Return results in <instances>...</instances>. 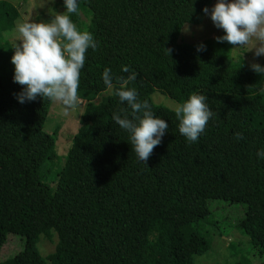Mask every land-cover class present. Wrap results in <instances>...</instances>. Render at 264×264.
Masks as SVG:
<instances>
[{"label": "trees", "instance_id": "trees-1", "mask_svg": "<svg viewBox=\"0 0 264 264\" xmlns=\"http://www.w3.org/2000/svg\"><path fill=\"white\" fill-rule=\"evenodd\" d=\"M77 2L71 19L98 47L88 49L80 73L79 96L87 102L81 125L56 166L48 163L55 138L35 141L53 102L18 101L23 87L14 82L0 29V264L10 234L25 246L7 263L194 264L210 248L205 229L214 199L247 205L236 225L264 255V158L257 155L264 151V74L215 37L180 41L184 25L202 23L212 0ZM7 16L20 12L0 0V19ZM201 44L206 50L197 51ZM106 68L116 87L134 72L128 87L168 123L146 164L112 119L121 109L131 118V109L106 87ZM156 89L178 102L193 93L207 97L214 115L196 142L179 133L169 107L153 101ZM54 233L55 249L44 256L40 236Z\"/></svg>", "mask_w": 264, "mask_h": 264}, {"label": "clouds", "instance_id": "clouds-1", "mask_svg": "<svg viewBox=\"0 0 264 264\" xmlns=\"http://www.w3.org/2000/svg\"><path fill=\"white\" fill-rule=\"evenodd\" d=\"M64 8L63 12L55 11L47 21H17L11 63L14 65V82L23 87L17 95L20 103L34 101L39 96L58 103L68 113L79 106L81 69L88 49L95 51L98 42L91 32L80 30L71 19L70 14L78 11L77 0H64ZM203 12L210 15L214 26L224 32L215 37L218 43L227 42L232 45L231 50L246 48V52L254 51L256 57L264 56V0H217L211 10L205 7ZM204 50L203 44L197 47V51ZM170 52L171 49H166L168 55ZM250 67L255 73L264 74V66L259 63H252ZM123 71L127 73L129 68L125 66ZM102 78L120 102H126L130 107L131 118L121 109L112 119L129 133L138 159L146 164L161 143L168 123L155 116L147 102H139L137 91L128 87L136 78L134 72L126 79L119 78L118 87L113 83L111 69L106 68ZM206 100L205 95L193 93L183 102L170 104L178 120V131L189 143L198 140L214 115ZM235 137L242 139L243 134L235 133ZM257 155L264 158V151Z\"/></svg>", "mask_w": 264, "mask_h": 264}, {"label": "rangeland", "instance_id": "rangeland-1", "mask_svg": "<svg viewBox=\"0 0 264 264\" xmlns=\"http://www.w3.org/2000/svg\"><path fill=\"white\" fill-rule=\"evenodd\" d=\"M17 7L20 12L18 18L7 16L0 19V29L3 31L2 38L9 44V51L4 56L11 62L14 53L12 49L15 41V26L17 21L32 19L35 21H47L55 13L65 11L64 0H6ZM217 0H212L209 10L214 6ZM83 21L87 24L90 18L84 13ZM186 26L188 30L185 31ZM224 33L222 29H217L210 19V15H205L200 24L187 23L184 25L180 37L181 42L200 41L209 37H216ZM19 43V42H18ZM246 48L232 50L235 59L244 58L248 63H263L264 56H254V51L246 52ZM264 98V91L262 92ZM101 95L97 97L100 98ZM153 101L170 108L172 102H178L170 96L163 94L159 89L152 94ZM86 101L80 99L77 109L65 113L61 105L52 103L50 114L42 129L43 132L36 135L35 141L40 145H46L50 137L55 138V144L51 150L53 158L48 162L49 165H57L60 158L70 150L73 138L77 133L82 115L86 107ZM55 170L52 171L54 173ZM247 205L244 203H231L222 199L210 201L211 216L210 225L206 226V231L210 239V248L203 254L195 255L194 264H235L239 261L245 264H264V255H259L258 251L252 246L250 238L242 232L236 225L245 215ZM252 223H260L252 220ZM57 243V236L54 233L51 237L43 234L37 243V249L44 256L52 253ZM25 246L24 238L19 235L10 234L6 245L3 248V260L1 264H19L18 262L7 263L8 259Z\"/></svg>", "mask_w": 264, "mask_h": 264}]
</instances>
